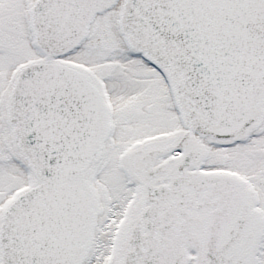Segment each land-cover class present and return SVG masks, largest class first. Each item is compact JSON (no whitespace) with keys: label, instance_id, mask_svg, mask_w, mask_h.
<instances>
[{"label":"snow or ice","instance_id":"1","mask_svg":"<svg viewBox=\"0 0 264 264\" xmlns=\"http://www.w3.org/2000/svg\"><path fill=\"white\" fill-rule=\"evenodd\" d=\"M0 264H264V0H0Z\"/></svg>","mask_w":264,"mask_h":264}]
</instances>
